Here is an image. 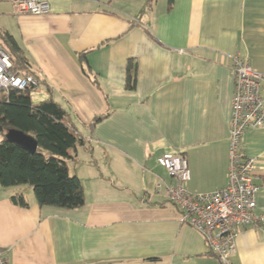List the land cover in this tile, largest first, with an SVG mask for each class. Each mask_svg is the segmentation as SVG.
Wrapping results in <instances>:
<instances>
[{"label":"crops","instance_id":"obj_1","mask_svg":"<svg viewBox=\"0 0 264 264\" xmlns=\"http://www.w3.org/2000/svg\"><path fill=\"white\" fill-rule=\"evenodd\" d=\"M46 1L50 11L36 15L0 0V28L27 56L41 100L69 110L84 138L66 164L85 202L41 206L30 185L0 187L1 255L7 264H221L157 187L173 180L156 159L184 154L192 193L226 184L230 66L238 56L264 73V0H173L168 9V0ZM241 151L256 160L264 214V126L245 131ZM16 193L27 206L11 201ZM228 261L264 264V223L237 227Z\"/></svg>","mask_w":264,"mask_h":264},{"label":"built area","instance_id":"obj_2","mask_svg":"<svg viewBox=\"0 0 264 264\" xmlns=\"http://www.w3.org/2000/svg\"><path fill=\"white\" fill-rule=\"evenodd\" d=\"M16 13L46 14V0H10ZM9 54L0 43V91L27 89L37 84L31 74L11 70ZM234 78L229 121L227 181L210 192L192 193L187 189L189 169L182 153H164L157 164L172 177L163 186L166 199L179 208V221L197 230L209 251L221 264H229L235 248L236 229L241 225L264 223V214L256 212V195L260 185L254 182L255 158L241 151L242 139L249 128L264 126V73L255 71L245 59L234 56L230 66ZM1 93V92H0ZM0 264H7L0 253Z\"/></svg>","mask_w":264,"mask_h":264},{"label":"trees","instance_id":"obj_3","mask_svg":"<svg viewBox=\"0 0 264 264\" xmlns=\"http://www.w3.org/2000/svg\"><path fill=\"white\" fill-rule=\"evenodd\" d=\"M152 1L148 0L149 4ZM172 1L168 0L167 9L171 7ZM0 43L9 54L12 71L31 74L38 80L23 49L2 28ZM84 55L85 52L78 53L81 62L85 60ZM85 73L89 76L87 71ZM36 85L27 89L8 88L0 91V185L29 184L36 202L41 206L66 209L79 207L85 202L84 191L80 179L69 174L66 160L71 158L70 150L85 144L84 138L75 130L71 112L59 102L50 96L38 103L31 101L30 91ZM134 85L135 69L129 60L125 86L133 88ZM100 118L96 117L94 123ZM10 128L32 135L37 141L36 151L29 152L7 141L5 133ZM10 199L17 205H28L21 193L13 194Z\"/></svg>","mask_w":264,"mask_h":264},{"label":"water","instance_id":"obj_4","mask_svg":"<svg viewBox=\"0 0 264 264\" xmlns=\"http://www.w3.org/2000/svg\"><path fill=\"white\" fill-rule=\"evenodd\" d=\"M5 138L7 141L15 143L29 152H35L37 149L36 139L21 130L10 128L6 131Z\"/></svg>","mask_w":264,"mask_h":264},{"label":"rangeland","instance_id":"obj_5","mask_svg":"<svg viewBox=\"0 0 264 264\" xmlns=\"http://www.w3.org/2000/svg\"><path fill=\"white\" fill-rule=\"evenodd\" d=\"M41 90H42L41 85L35 86L34 88L31 89L30 96H31V100L33 101V103L39 102L41 100V92H40ZM1 140H2V135L0 134V141ZM23 185H24V187H27V188L29 187L28 186L29 184H21L20 186H23ZM0 187H2L4 189H8L9 188V187H3V186H0Z\"/></svg>","mask_w":264,"mask_h":264}]
</instances>
